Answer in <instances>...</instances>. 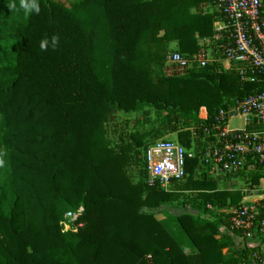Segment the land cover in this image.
<instances>
[{
    "label": "trees",
    "instance_id": "obj_1",
    "mask_svg": "<svg viewBox=\"0 0 264 264\" xmlns=\"http://www.w3.org/2000/svg\"><path fill=\"white\" fill-rule=\"evenodd\" d=\"M10 2L0 0V264H243L220 231L241 190L194 179L197 156H187V180L174 190L150 184L144 160L134 182L129 168L142 161L146 134L120 146L107 137L116 112L148 118L156 109L179 114L183 126L169 133L191 148L219 109L264 88L220 62L164 75L172 42L192 55L213 38L216 13L202 6L218 0H40L38 15ZM53 35L59 46L41 51ZM261 175H250L254 184ZM179 190L199 192L198 214L177 216L197 252H185L158 217ZM80 205L83 227L63 232L64 213Z\"/></svg>",
    "mask_w": 264,
    "mask_h": 264
},
{
    "label": "built area",
    "instance_id": "obj_2",
    "mask_svg": "<svg viewBox=\"0 0 264 264\" xmlns=\"http://www.w3.org/2000/svg\"><path fill=\"white\" fill-rule=\"evenodd\" d=\"M214 6L225 18L214 37V45L222 53L217 61L234 64L242 82H264V0H218ZM202 10L205 12V5ZM214 61L209 48L202 47L192 55L170 51L163 73L167 77L185 76ZM233 117L242 118L244 126L230 128L228 122ZM205 132L213 138L195 156L206 170L233 180L245 175V171L246 178L249 173L262 174L258 184L250 181L242 190L243 198L237 206L224 209L229 218L220 231L230 239L233 250L243 252V264H264V88L219 109ZM187 156L186 147L170 139L148 145L144 161L150 182L158 180L168 186L183 180L187 176ZM247 179H251L250 174ZM84 213L83 205L65 212L60 221L62 231L78 232L84 225Z\"/></svg>",
    "mask_w": 264,
    "mask_h": 264
},
{
    "label": "rangeland",
    "instance_id": "obj_3",
    "mask_svg": "<svg viewBox=\"0 0 264 264\" xmlns=\"http://www.w3.org/2000/svg\"><path fill=\"white\" fill-rule=\"evenodd\" d=\"M62 1L70 2L74 0H62ZM170 51H178V49H170ZM212 54H213V57L216 59V61L212 62L210 65L211 66L219 65V62L217 61V59H219L222 56V53L221 51L218 50L216 45H214ZM149 110H148L149 112L148 118L147 116L143 115V111L136 112V113H123L120 111L116 112L114 114V120H112L110 123L107 124V130H108L107 137L110 140L111 144L113 146H120L122 142H125V144L132 142V140L130 139V134L132 133H145L147 136L146 137V141L148 143L147 146L159 139H170L175 142H179L177 132L169 133V131L172 130L173 126H176V128L183 126L182 122L184 121L179 120V117H178L179 114L175 112L167 113L166 111H158L156 109H149ZM243 123L244 122L242 118L233 117V119L228 122V125L230 128H240L243 126ZM211 135L212 134L205 132V136H203V138L200 139L201 147H199V151H203L206 147H208L209 142L211 141V139H209L208 136H211ZM192 143L193 144L191 148H186L189 152V156L195 157L194 154H197L199 156V151L197 152L196 150H194V148L198 145H196L195 142H192ZM146 148L141 149L142 161L139 162V165H133L129 168V174L134 182L141 179L140 170H143L144 168L143 160H144V152ZM198 165H200V167L197 170V173H198L197 179L198 180L207 179V180L215 181L217 188L219 189H231V190L238 189L239 190V187L241 186L240 180L245 181L246 183L250 182L246 178L247 171L244 172L245 175L244 174L243 176L240 175L241 177L239 179L233 180L229 176H225L223 174H218V173L214 174L212 170H206V168H204V166L200 164V161ZM195 173H196V170H195ZM252 174L254 173H251L250 175ZM193 177H194V174H193ZM185 178L181 180V183L187 180V178L186 179ZM146 179H148L150 184L153 183V182H150L152 178L150 177L148 173H147ZM158 182L160 186L164 189L174 190L175 188L173 183L166 186L160 181ZM177 193L180 194V196L176 200L168 202V203H164L160 206L157 212L158 217L167 226V228L172 232L173 236L178 240L183 250L187 253H193V252H196L195 251L196 246L192 243V241L185 234L180 223L178 222L177 216L181 214H187V213H191L194 215L198 214L199 208H200V202H201L199 198L197 197L199 192L195 190H179ZM209 209L211 211L217 212V209L215 207L209 206ZM218 211H221V210L218 209ZM207 217L211 218L210 215H208Z\"/></svg>",
    "mask_w": 264,
    "mask_h": 264
},
{
    "label": "crops",
    "instance_id": "obj_4",
    "mask_svg": "<svg viewBox=\"0 0 264 264\" xmlns=\"http://www.w3.org/2000/svg\"><path fill=\"white\" fill-rule=\"evenodd\" d=\"M206 6V10H205V12H215L216 13V15H215V19H214V32H215V35H216V32H218L223 26H224V23H225V18H224V16H222L219 12H217L216 10H215V6H209V5H205ZM215 35L213 36V38H209V39H201L200 41H199V44H200V48H202V47H204V48H209V49H211V50H213V48H214V37H215ZM170 48L171 49H177L178 47H177V42H172L171 43V45H170ZM220 66H222V69H224V70H231V71H234V72H236L237 73V70H236V66L234 65V64H232V63H230V62H228V61H226V60H221V63H220ZM238 74V73H237ZM207 116H208V114H207V110L205 109V108H202L201 109V111H200V114H199V117L201 118V119H206L207 118ZM233 119V118H232ZM232 119H230V121L232 120ZM244 124V123H243ZM244 126V125H243ZM242 126V127H243ZM242 127H240V128H242ZM204 136H205V132H204ZM207 138V137H206ZM201 143V142H200ZM206 143V142H205ZM196 145H198L197 143H196ZM199 147H201L200 145H198V146H196L195 148H194V150H196L197 152L199 151ZM203 148V147H202ZM196 152V153H197ZM195 155V154H194ZM193 155V156H194ZM199 167H200V165H198V166H196L195 167V170H196V173H195V170H194V179H196V180H198L197 178V170L199 169ZM248 176H249V174H248ZM248 176H247V178H248ZM251 179H252V177H251ZM248 180V181H252V180ZM241 182H240V184H241V186L239 187V190H243L244 188H246V187H248V185H249V183H251V182H249V183H246L245 181H242V180H240ZM252 183H253V181H252ZM245 184V185H244ZM168 190V189H167ZM170 190V189H169ZM238 190V189H237ZM196 252H197V248H196V250H195ZM227 251V249H225V252Z\"/></svg>",
    "mask_w": 264,
    "mask_h": 264
},
{
    "label": "clouds",
    "instance_id": "obj_5",
    "mask_svg": "<svg viewBox=\"0 0 264 264\" xmlns=\"http://www.w3.org/2000/svg\"><path fill=\"white\" fill-rule=\"evenodd\" d=\"M8 7L11 10H17V4L15 0L8 3ZM19 9H22L25 15L39 14L41 11L40 0H19ZM60 38L58 35L44 38L40 42L41 51H47L50 47L55 50L59 46ZM6 150L0 149V168L6 164Z\"/></svg>",
    "mask_w": 264,
    "mask_h": 264
}]
</instances>
